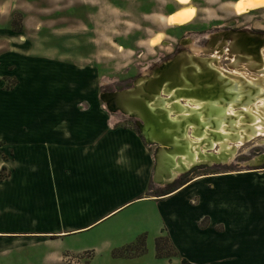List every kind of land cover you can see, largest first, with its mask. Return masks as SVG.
<instances>
[{"label":"rangeland","instance_id":"1","mask_svg":"<svg viewBox=\"0 0 264 264\" xmlns=\"http://www.w3.org/2000/svg\"><path fill=\"white\" fill-rule=\"evenodd\" d=\"M236 1L189 0L181 5L174 0H0V122L14 115L23 117L25 107L36 119L48 114L50 120L58 119V105H72L80 116L91 112L99 132L107 130L116 139L129 133L139 140L148 166L145 198L203 175L264 174V166H247L264 154V146L247 141L227 164L200 166L170 184L158 185L153 180L158 145L142 139L138 119L109 110L101 99L103 93L131 89L139 76L178 51L191 49L200 58L213 57H204L200 51L212 34L229 26L264 32V7L237 15ZM181 9L187 14L186 24L169 25L167 17ZM187 38L191 42L181 45ZM235 55L228 53L231 59L226 56L218 66L230 73L247 72L230 66L231 62L249 63L240 58L233 61ZM41 107L49 111L38 112ZM1 130L2 135L7 129ZM7 172L2 170V176ZM38 204L15 226L63 227L62 222L49 221L44 212L56 211L57 201L52 199L47 207ZM161 223L154 199H138L74 233L1 242L0 264H163L165 257H158L156 251Z\"/></svg>","mask_w":264,"mask_h":264},{"label":"crops","instance_id":"2","mask_svg":"<svg viewBox=\"0 0 264 264\" xmlns=\"http://www.w3.org/2000/svg\"><path fill=\"white\" fill-rule=\"evenodd\" d=\"M25 108L23 117L0 122V132L7 129L0 134V174L3 167L8 171L0 175V243L58 238L133 201L154 199L159 237L168 238L174 254L161 258L163 264H264V174L203 175L170 194L145 198L148 166L135 136L99 132L91 112L80 116L72 105H58L59 118L51 120L50 114L36 119ZM52 199L56 211L45 215L63 229L15 226L37 201L47 207Z\"/></svg>","mask_w":264,"mask_h":264},{"label":"bare ground","instance_id":"3","mask_svg":"<svg viewBox=\"0 0 264 264\" xmlns=\"http://www.w3.org/2000/svg\"><path fill=\"white\" fill-rule=\"evenodd\" d=\"M174 1L184 5L189 0ZM263 7L264 0H237L233 11L244 15ZM186 18L185 10L181 9L169 15L167 23L179 27ZM248 55L255 59L253 52ZM263 56L260 61L256 59L258 64L249 57L245 65L231 62V67L248 73H230L218 66L220 59L204 60L189 55L173 65L167 63L165 70L145 83L138 81L129 95L122 94L116 101L103 95L111 107H118L121 112L127 113L128 109L143 112L146 122L143 129L148 139L165 143L166 151L158 160L154 176L157 183L164 184L170 174L184 172L195 163L226 161L250 138L264 134ZM239 57L244 59L238 55L232 58ZM257 65L260 67L255 70ZM257 101L259 104H255ZM214 146L215 155L207 154L206 149Z\"/></svg>","mask_w":264,"mask_h":264},{"label":"water","instance_id":"4","mask_svg":"<svg viewBox=\"0 0 264 264\" xmlns=\"http://www.w3.org/2000/svg\"><path fill=\"white\" fill-rule=\"evenodd\" d=\"M243 35L244 34H241V32H228L226 34H223L222 37H221V39L219 37V40H222V48L227 47L228 41H232L231 45L229 46V48L231 50H232V48H238L240 46L239 39L240 38H243ZM257 39H258L257 43L256 44L254 43V46L252 48L254 49V57H255L254 60L257 59V60L260 61L261 58H262V56L264 55V35H258V38ZM227 53H230V52L228 51ZM182 57H185V56H179V57L175 58L172 62H170V64L173 65L178 59H180ZM228 58H230V56H228ZM226 67H229V65H227ZM259 67H260V65H257L256 68H255V70L258 69ZM165 68L166 67H164L163 70H165ZM228 69H230V68H228ZM252 72L254 73L255 71H252ZM255 73H257V72H255ZM258 74H260V73H258ZM136 86L137 85H135V87H133L131 89H127V90H123V91H117V92H113V93H103L101 95V99L107 104V107H108L109 110L121 112L118 107H116V109L114 107H111V105H109L110 101L104 99L103 95L112 96L114 98V100L116 101V100H118V98L122 94L129 95L132 92V90L136 88ZM152 98L153 97H151L150 100ZM255 104H259V102L257 101ZM128 110L129 111H127V113H125L123 111L121 113H123V114L125 113L124 115L128 116L129 118L138 119L140 121V123H139V130H140V135H141L142 139L145 142H147V143L157 144L158 145V148H157L156 153L154 155V160H155L154 176H155L156 175V172L158 170V168H157L158 167V160L165 154V151H166L165 143H163V142H161L159 140H155V139L154 140H149L148 139V135H147V133H145V131L143 129L144 128V124L146 123L144 116H142L143 112H138V111H135L134 109H128ZM174 114L175 113H172L171 116H174ZM188 130L191 133V128H189ZM248 141L249 142H252V144H256L257 143L258 145L264 146V134H257L254 137L250 138ZM173 149H174V147L171 146V150H173ZM206 153L209 154V155H211V154H214L215 155V153H216V146H214L212 148H207L206 149ZM236 153H238V149L235 151V153L232 155V157H230V159H228L226 161L212 160L210 162L195 163V164L191 165L189 167V169L185 170L184 172H180V173H178L176 175H171L170 174L169 175L170 177L168 178L169 181L168 180L163 181L164 184H161L159 182L157 183L154 178H153V180L158 185H167V184L172 183L179 175L188 173L189 171H191L194 168H197V167H200V166H212V165H217V164H227L228 161L231 160ZM247 166L248 167H253V169H260V167L264 166V154H261L259 156L254 157L252 160H250L247 163ZM262 169H264V168H262ZM158 178L161 179L160 176ZM158 181H160V180H158Z\"/></svg>","mask_w":264,"mask_h":264},{"label":"flooded vegetation","instance_id":"5","mask_svg":"<svg viewBox=\"0 0 264 264\" xmlns=\"http://www.w3.org/2000/svg\"><path fill=\"white\" fill-rule=\"evenodd\" d=\"M234 27H230L229 26L226 31H220V32H218L216 34H212L210 36V40L207 39L208 41H207V44H206V48H203L200 51V53H202L201 55L204 56V57H210L213 54H214V56L210 57V58H207V59H204V60L220 59L219 61H221L223 58H225L224 60H227L226 59V56L228 55L227 52L229 51V46L231 45L232 42L230 44H228L227 47H225V49H224V48H222V40H219V37L221 39L222 35L226 34L228 32H241V34H244L243 38L247 39V40L240 39L239 40L240 41V46L238 48H232L233 51L230 50L231 53L232 52L236 53L238 56H242L243 54H245L246 57L242 56V57H244V59L239 57L242 60H246L248 58L247 55L249 54V52H253L254 53V49L252 47L254 46V43L255 44L257 43L258 35H264V32H257L255 30L253 31V29L237 30ZM190 42H191V40L189 38H187V39H184V40L181 41V45L186 46ZM190 47H192V46H190ZM171 55H172L171 56L172 58H169L166 61L162 62L160 65H158L156 68H154L149 74L143 75V76H139L135 80V84L138 83V81L141 82V83H145L148 79H151L154 76H158V74L163 71V68L165 67V65L167 63L172 62L175 58H177L179 56H187L188 57L189 55H191V56L200 57L199 55H195V53L191 49L190 50H186V51H178L177 54H171ZM237 55H235V56H237ZM218 56H221V57H218ZM249 58L252 59L251 56H249ZM234 63H236V62H234ZM135 84L133 85V87H135Z\"/></svg>","mask_w":264,"mask_h":264},{"label":"trees","instance_id":"6","mask_svg":"<svg viewBox=\"0 0 264 264\" xmlns=\"http://www.w3.org/2000/svg\"><path fill=\"white\" fill-rule=\"evenodd\" d=\"M2 170H4V167L2 168ZM0 175L2 178L3 177L2 174H0ZM187 182L179 183V185L173 186L172 188H170L169 191H166V193H164L163 195H167V194H170V193L176 191L178 188H180L181 186H183ZM156 251H157L158 257L171 258L172 256H174L172 249H171V246L169 245L168 238H166V237H158L157 238V240H156ZM143 252H145L144 249L140 252V254H142ZM169 252H171L172 254H170ZM182 264H188V263H187V261L183 260Z\"/></svg>","mask_w":264,"mask_h":264},{"label":"snow or ice","instance_id":"7","mask_svg":"<svg viewBox=\"0 0 264 264\" xmlns=\"http://www.w3.org/2000/svg\"><path fill=\"white\" fill-rule=\"evenodd\" d=\"M181 2L184 3V2H186V0H181ZM261 74H262V76H264V70H262ZM261 91H264V89H261ZM262 106H264V105H262Z\"/></svg>","mask_w":264,"mask_h":264}]
</instances>
